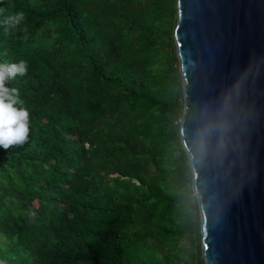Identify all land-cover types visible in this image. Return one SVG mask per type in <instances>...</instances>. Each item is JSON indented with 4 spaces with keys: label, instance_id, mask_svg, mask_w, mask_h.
<instances>
[{
    "label": "trees",
    "instance_id": "trees-1",
    "mask_svg": "<svg viewBox=\"0 0 264 264\" xmlns=\"http://www.w3.org/2000/svg\"><path fill=\"white\" fill-rule=\"evenodd\" d=\"M174 4L0 0L30 128L0 148V264H203Z\"/></svg>",
    "mask_w": 264,
    "mask_h": 264
},
{
    "label": "water",
    "instance_id": "water-1",
    "mask_svg": "<svg viewBox=\"0 0 264 264\" xmlns=\"http://www.w3.org/2000/svg\"><path fill=\"white\" fill-rule=\"evenodd\" d=\"M174 6L179 138L199 210L202 262L264 264V0Z\"/></svg>",
    "mask_w": 264,
    "mask_h": 264
},
{
    "label": "clouds",
    "instance_id": "clouds-1",
    "mask_svg": "<svg viewBox=\"0 0 264 264\" xmlns=\"http://www.w3.org/2000/svg\"><path fill=\"white\" fill-rule=\"evenodd\" d=\"M5 9L0 8V13ZM24 20V13L8 15L5 25L15 27ZM28 64L25 60L18 63L0 62V148L7 151L13 146H22L29 139V112L23 107L19 90L7 87L10 80L27 73ZM203 151V143L198 146Z\"/></svg>",
    "mask_w": 264,
    "mask_h": 264
}]
</instances>
